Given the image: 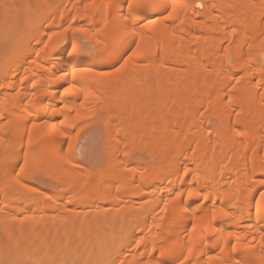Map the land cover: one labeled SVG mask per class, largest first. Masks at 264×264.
Here are the masks:
<instances>
[{"label": "bare ground", "instance_id": "1", "mask_svg": "<svg viewBox=\"0 0 264 264\" xmlns=\"http://www.w3.org/2000/svg\"><path fill=\"white\" fill-rule=\"evenodd\" d=\"M0 261L264 264V0H0Z\"/></svg>", "mask_w": 264, "mask_h": 264}, {"label": "rangeland", "instance_id": "2", "mask_svg": "<svg viewBox=\"0 0 264 264\" xmlns=\"http://www.w3.org/2000/svg\"><path fill=\"white\" fill-rule=\"evenodd\" d=\"M202 8H203L202 5H200L197 9L201 11ZM81 40H82V38H81ZM85 41L86 40L83 39V42L82 41L81 42L83 45L87 46L88 45L86 43L87 41L86 42ZM225 44L226 43L223 44V49L225 48V46H224ZM83 130L84 131H82L79 134L80 138L78 139L79 147L77 149V153L79 155V158L85 164L99 167L102 164V161H103L104 155H105V152L103 153V145H102L103 139H102V141L99 140L101 142H98L97 147H99V148L96 147V149H98V150L91 149V147H89V146H91V141L94 138V136H97L98 130H96V128H94L91 124L86 126V128ZM88 139H90V140H88ZM92 153L94 156L92 155ZM133 158L138 159V160H145V159H147V155L145 153H137ZM38 174H37V178H36L37 183H39L38 185H40L41 187L47 188V189L48 188L54 189V190L58 189V187H56L57 186L56 182H54L53 179L49 175L45 174L44 172H40ZM0 264H4V263L2 261H0Z\"/></svg>", "mask_w": 264, "mask_h": 264}]
</instances>
